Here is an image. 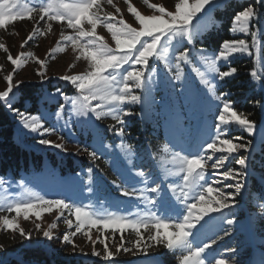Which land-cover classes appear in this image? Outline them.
Segmentation results:
<instances>
[{
  "label": "rangeland",
  "instance_id": "obj_1",
  "mask_svg": "<svg viewBox=\"0 0 264 264\" xmlns=\"http://www.w3.org/2000/svg\"><path fill=\"white\" fill-rule=\"evenodd\" d=\"M228 1L230 0H213L214 3L207 5L204 11L193 20L194 27L200 32V37L195 41L194 46L188 45L182 37H177L171 42H169V38H165L161 42L158 55L149 61L150 69L155 70L153 77L155 84L150 89L147 101L144 105L126 103L122 106L124 110H132L137 113L135 116L125 117L128 123L124 126L123 137L115 134V129L112 126L115 125L116 128H119L120 125L110 115H103L100 120H96L92 113L89 114V117H80L71 106V100L77 98L79 92L74 85L60 80L59 77L80 75L88 68L86 60L76 59L78 53L72 49L71 44L61 40L62 31L65 35H75L72 29L68 28L66 24L62 25L53 21L51 31L33 37V40L28 41L27 44L25 41L29 35H32L34 27H39L42 30L47 28L45 21L37 18L34 22L25 18L0 29V43L8 49V52L0 49V92L7 90L5 76L8 74L13 75V82L18 89L23 84L41 85L43 90V99L40 101L41 111L35 116L39 117L44 128L55 129L53 133L41 136L39 132L33 133L24 128L22 118L17 116L18 129L15 131V140L27 149L41 154L43 168L38 172H21L18 177L11 172L5 177L0 176V264H4L10 257L22 260L20 251L27 248L45 249L49 253L57 254L58 257H60V253L66 252V254H72L77 260H85L91 264L94 262L105 264H179V253L168 250L162 244L148 248L147 252L137 250L135 248L137 236L130 229L123 233L116 232L114 236L110 230L91 229L92 240L96 241L94 248L92 241L87 236L77 233L72 237L73 243L77 245L73 249L71 244L63 242V235L75 232L74 216L71 217L73 227L69 229L65 223L67 212H65V216H60L58 210L54 209L51 212L42 211L39 219L31 214L28 219H25L23 215L17 216L14 211L9 212L8 208L15 203L34 202L38 197H43L44 199H64L68 203L74 202L77 205L89 207L96 215L102 217L116 213L136 220L147 212L155 213L161 219L175 222L179 217L166 211L169 205L176 208L177 214L180 216L186 212L183 211L184 205L175 202V197L171 198L168 190L169 183L176 186L177 193L184 189L182 179L184 173L180 171L179 163L173 161L174 153L178 152L187 156L198 154L213 139L217 125L223 133L222 139H233L234 143L245 144L248 149L255 145V151L259 152L260 144L264 142V125L255 123L254 133L249 134L244 127L235 122L223 125L218 121V115L222 111L224 102L231 104L233 108V104L225 100V97L229 95L219 93V89L228 78H232L236 73L225 80H219L218 73L212 72L199 55L200 49H204L205 54L209 57L218 55L217 51L199 45L198 41L202 40L203 33L214 22L215 10L222 8ZM48 2L49 0H20L21 4L26 3L29 7H39ZM177 2L178 0H147L146 4L145 0H127V2L126 0H113V4L120 8V13L116 14L112 5L107 4L106 0H101L103 10L101 15L103 12H111L116 14L117 19L123 16L126 22L138 27L128 12L129 3L141 14L150 15L152 14L149 7L151 4L163 6L167 11H174ZM251 25L252 21L249 28ZM85 28H90V25L85 24ZM97 35L103 37L113 47L115 46L110 33L103 25L97 27ZM233 35L236 40L244 39L248 44L249 51L242 54L233 53L228 61H217V67L221 71L229 70L232 62L237 58L250 57V48L253 44L250 30L248 33L236 32ZM21 45L24 46L21 47ZM58 48H62L63 51H55ZM185 48L189 52L187 61H177L176 57ZM21 53H24L25 57L28 53H32L36 59L43 61L46 67L41 69V66L36 63V59H26L25 63L18 68L13 66L8 60V55L16 58ZM255 60L258 63L257 71H262L261 47L255 49ZM177 63L180 65L179 68L176 67ZM38 70L45 72L44 80H41ZM145 75H148L147 71ZM256 75L259 77L257 79L258 86H263V77L261 74ZM177 77L179 78L177 79ZM205 80L208 81L207 84L204 83ZM213 84L216 85L215 94L222 97L219 101L215 100L208 90ZM182 85L186 93L191 92L198 95L199 104L185 120L183 126H177L170 113L174 105L182 102ZM17 88H14L13 103L20 96V90ZM58 89L63 95L57 93ZM134 92L141 94L139 89H134ZM64 96L69 99L65 100ZM43 100H45L44 105H42ZM97 103L93 101V106ZM61 107H63V111H60ZM108 107L110 106H105V111ZM13 114H16L15 111ZM89 118L100 129L102 142H98L91 132L77 123L81 119ZM42 138H47L53 143H65L67 151L39 144L38 140ZM165 144H168L171 152L164 151ZM129 145L132 146L134 153L132 165H128L126 159ZM83 147H88L90 151L95 147L98 158L93 160L87 153L80 151ZM247 152L248 150L241 149L240 152L233 153L226 160L224 167L219 170L209 166L206 169V180H219L220 183L216 184V187H224L226 192H232L233 189L227 188L226 185L234 184L235 181L223 179L222 173L227 171L230 166L229 170L239 171L240 167L236 163L237 157L242 154L249 159L250 155ZM226 155L228 154L216 153L213 161L217 157ZM211 163L212 161H209V165ZM129 167L132 168V171ZM89 168L93 170L91 173L93 191L91 193L87 190ZM248 168L244 170L246 176L250 173ZM141 170L145 171L148 177L147 185L143 182V177L135 175L137 171ZM113 180L128 187L129 190L136 188V195L122 196L120 189L112 183ZM152 184H160L164 192L161 198L162 202L157 207L147 205L140 198L139 190L146 186H152ZM145 195L154 197L155 193L146 192ZM241 195L237 197V203L234 206L245 204L241 201ZM229 210L232 211L230 218L235 221L233 225H228L226 220L218 218L226 212L225 209L221 213H210L205 216L194 230L203 237L202 243L217 240L216 244L206 250L205 255L208 259L224 258L228 264H264V249L257 245L255 232L254 234L252 232L250 236V255L245 257L240 254L244 251L248 253L247 249L240 246L243 245L244 240L248 241L247 233L252 229L250 226H246L245 213H242V209H240L242 214L236 213L234 209ZM248 213L247 220H250L251 215L250 212ZM3 217L16 219L19 227L23 228L26 233H30V236L22 237L18 230L6 229L2 225ZM37 224L41 226L40 230L36 229ZM53 224L55 225L51 229L53 238L49 240L43 235V231L48 230L49 226ZM229 228L234 229L239 237V240L235 241L238 248L235 247L234 254L225 250L226 245L232 244L235 238L233 231ZM122 235L124 247L132 248V252H124L123 249L117 251ZM142 235L147 240L149 232L142 231ZM221 236L223 239H220ZM100 240H104L108 245V250L113 253L111 260L103 259L104 244L100 243ZM93 250L100 252L101 256L93 255Z\"/></svg>",
  "mask_w": 264,
  "mask_h": 264
},
{
  "label": "snow or ice",
  "instance_id": "obj_2",
  "mask_svg": "<svg viewBox=\"0 0 264 264\" xmlns=\"http://www.w3.org/2000/svg\"><path fill=\"white\" fill-rule=\"evenodd\" d=\"M107 4L115 8V13H120V8L113 4V0H106ZM127 2V0H126ZM147 4V0H145ZM213 0H178L175 4L174 11H167L165 7L156 4L149 5L152 14L143 15L131 3L128 4V12L134 18V22L138 27H134L132 23L124 20L123 16L119 19L116 14L111 12H101V0H49L47 4H42L39 7H29L26 3L21 4L20 0H0V29L11 25L13 22L24 20L25 18L36 21L38 18L45 21L47 28L42 30L39 27H34L32 35H29L25 44L33 40V37L45 34L46 31L52 30V22L66 24L72 29L75 35H65L61 32V40L71 44L74 51L78 53L76 59L83 58L88 62L87 71L80 75H62L60 80L69 82L74 85L79 92V96L71 100L72 108L80 117H89L92 113L96 120H100L103 115H110L116 121L119 128L115 125V134L123 137L125 134L124 126L128 123L125 117L137 115L132 110H124V104L144 105L150 94V89L155 84L153 77L155 70L150 69L149 61L158 55V50L161 42L165 38H169V42L177 37H182L188 45L194 46L195 41L200 37V32L194 27L193 20L197 15L204 11L205 7L213 4ZM254 17H258V12L254 11L253 7H249L238 13L231 27L233 33H248L250 22ZM197 21V20H196ZM85 24L90 25L86 29ZM103 25L107 32L110 33L111 39L114 42V47L109 44L103 37L97 35V27ZM81 41H84L83 43ZM252 43H257L256 33H252ZM24 45H21L23 47ZM0 49L8 52L4 44L0 43ZM55 51H63L58 48ZM248 44L244 39L226 40L222 43L218 55L209 57L205 54L204 49L199 50V55L205 60L209 69L212 72L218 73L219 80H225L233 76L237 72V68L230 67L227 71H221L217 67V61H228L233 53H248ZM251 54V53H249ZM189 56L188 50L185 48L176 57L177 61H187ZM26 59H36L32 53H28L25 57L24 53L13 58L10 54L8 60L15 67H19L25 63ZM36 63L45 68L43 61L36 59ZM127 66V67H125ZM139 66V67H137ZM179 68V63L176 64ZM148 75H145V72ZM38 75L41 80L45 79V72L38 70ZM256 79L259 77L256 72L252 73ZM179 77H177L178 79ZM7 81V90L0 92V101L4 102L5 106L12 109L13 100L15 99L14 88L17 86L13 82V75L5 76ZM208 83L207 80L204 81ZM216 85L213 84L208 90L212 93L215 100L222 99L221 96L215 94ZM134 89H139L141 94H135ZM183 94L182 102L174 105L171 109V118L177 126H183L186 119L192 114L195 107L199 104V97L195 93L185 92L183 85L181 86ZM17 90H19L17 88ZM59 95H63L60 90H57ZM10 94L11 97H10ZM65 100L69 98L64 96ZM93 101L98 102L93 106ZM110 106L105 111V106ZM16 115L23 120V127L31 132H39L41 136L51 134L55 131L52 128H44L40 123L39 117L35 115H25L24 112L15 109ZM63 111V107L60 108ZM220 124L228 125L235 122L244 127L249 134H253L256 128L255 122L250 121L246 116L239 114L233 110L232 105L224 102L222 111L218 115ZM77 123L85 130L91 132L98 142H102V134L98 126L92 123L91 118L81 119ZM67 126V123H65ZM222 131L217 125L214 137L211 142H208L206 147L201 152L193 156L181 155L180 153L173 154V161L178 162L180 171L184 173L182 179L184 181V189L177 193V188L174 184H168V190L171 198L175 197V202L184 205L183 211L186 214L178 215V210L172 206H168L166 211L175 214L179 219L175 222L164 220L158 217L155 213H145L140 219L132 220L126 216L111 213L106 217L98 216L90 210L89 207L80 206L76 203H68L64 199H44L38 197L36 201L27 203H15L8 208V211H14L17 216L23 215L25 219L29 215H35L37 219L41 217L42 211L51 212L54 209L58 210L60 216L65 217V223L71 229L75 217V232H69L63 235V242L71 244L73 249L77 247L73 243L72 237L77 233H82L92 241L93 248L96 241L92 240L91 229L110 230L115 235L116 232L123 233L125 230H133L136 233L135 248L141 252H147L148 248L154 245L162 244L168 250L179 253V264H228L224 258L208 259L205 255L206 250L210 249L217 240H211L202 243L203 237L194 232L201 220L210 213H221L225 209H233L237 203V197L244 191L246 187V172L244 171L248 164V157L238 155L236 163L240 170H227L222 173V178L225 180H234V184H227L226 187L233 189L232 192H226L224 187H216L219 180H206V169L210 166L212 169L219 170L224 167L226 160L233 153H238L243 149L248 150V146L242 143H234L233 139H222ZM63 139V137H61ZM38 143L44 146H51L62 151H67L65 143H53L47 138L38 140ZM89 155L93 160L98 158V153L93 147L90 151L88 147L80 149ZM165 152H171L168 144L164 145ZM216 153H227L226 156L217 157L213 161ZM132 146H128V154L126 156L127 164L132 165L133 160ZM209 161H212L209 165ZM132 171V168L129 167ZM92 169H88V192L93 191ZM138 177L144 178V183L147 185L148 177L145 171H137ZM120 180L119 177H117ZM112 183L120 189L121 195L124 197L135 196L137 189L129 190L128 187L122 186L113 180ZM140 198L147 205L157 207L160 204L161 198L164 195L163 188L160 184H152L140 189ZM155 193V196L145 195V193ZM192 202H189V201ZM232 211L225 212L219 219L226 220L228 225H233L235 221L231 219ZM2 225L9 230H18L22 237L30 236L23 228H20L16 219L2 218ZM55 225H50L48 230L43 231V235L49 240L53 238L51 229ZM36 229L40 230L41 226L36 225ZM142 231L149 232L147 240L144 239ZM123 235L121 243L117 251L123 249L124 252H132V248H126L123 244ZM220 239H223L221 236ZM104 244L103 259L108 261L113 257V253L108 250V245L104 240H100ZM200 245V246H198ZM82 251V250H81ZM231 253H235V248H230ZM93 255L101 256L100 252L93 250Z\"/></svg>",
  "mask_w": 264,
  "mask_h": 264
},
{
  "label": "trees",
  "instance_id": "obj_3",
  "mask_svg": "<svg viewBox=\"0 0 264 264\" xmlns=\"http://www.w3.org/2000/svg\"><path fill=\"white\" fill-rule=\"evenodd\" d=\"M253 7L258 12V17H254L250 27L251 35L256 33L257 43L251 45L250 57L237 58L232 62L231 67L237 68L236 75L228 78L219 93H227L229 96L225 100L233 104V108L239 114L246 116L250 121L264 125V0H230L222 8L215 10L214 22L202 35L199 45L213 51L219 52L222 43L226 40H236L231 31L234 17L245 9ZM261 47L262 71H257L258 63L255 60V49ZM261 74L263 86H258L257 79L252 73ZM20 96L13 103L12 109H8L0 101V176L5 177L8 173H13L16 177L21 172H38L43 168L42 155L29 150L24 145H20L15 140V131L18 129L17 115L13 114L18 109L25 114H37L41 111L40 101L43 99V90L39 84H23L19 88ZM45 100L42 101L44 105ZM262 119V120H261ZM258 146V145H257ZM256 146L248 149V170L246 176V187L241 192V201L245 204L235 205L233 209L236 213H245L246 226H250L252 231L247 233V240L243 241V247L247 252L240 253L243 256L250 255L251 233L257 234V245L264 249V142L260 144L259 152L255 151ZM47 153V152H46ZM51 157V156H50ZM231 169V166L229 167ZM228 169V170H229ZM242 209V213L240 212ZM244 210V211H243ZM226 209V212H229ZM251 215V219L247 217ZM235 238L232 244H227L226 251L230 248H238V234L234 229ZM22 260L14 257L8 258L4 264H91L85 260H77L72 254L60 253V257L55 253H49L45 249L27 248L20 251ZM66 257V258H64ZM242 260V259H241ZM259 260V259H258ZM242 263V261H241ZM93 264H105L94 262Z\"/></svg>",
  "mask_w": 264,
  "mask_h": 264
}]
</instances>
